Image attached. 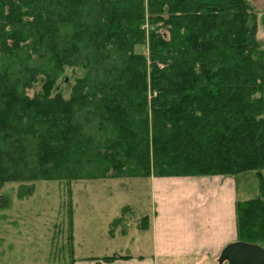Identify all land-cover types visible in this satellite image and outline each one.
Listing matches in <instances>:
<instances>
[{
    "label": "trees",
    "instance_id": "trees-1",
    "mask_svg": "<svg viewBox=\"0 0 264 264\" xmlns=\"http://www.w3.org/2000/svg\"><path fill=\"white\" fill-rule=\"evenodd\" d=\"M253 18L247 0H0V187L254 172L236 242L264 249Z\"/></svg>",
    "mask_w": 264,
    "mask_h": 264
},
{
    "label": "rangeland",
    "instance_id": "rangeland-1",
    "mask_svg": "<svg viewBox=\"0 0 264 264\" xmlns=\"http://www.w3.org/2000/svg\"><path fill=\"white\" fill-rule=\"evenodd\" d=\"M247 2L264 47V2ZM67 78L72 82L71 72ZM59 85L66 94L68 85ZM38 90L39 85L29 94ZM261 175L264 180V171ZM233 180L240 202L257 197L254 172ZM32 187L30 195L21 197L19 184L0 187V264H71L77 258L129 253L134 250L135 229L140 230L142 218L152 212L145 179L37 181ZM118 218L109 236L110 225Z\"/></svg>",
    "mask_w": 264,
    "mask_h": 264
},
{
    "label": "crops",
    "instance_id": "crops-1",
    "mask_svg": "<svg viewBox=\"0 0 264 264\" xmlns=\"http://www.w3.org/2000/svg\"><path fill=\"white\" fill-rule=\"evenodd\" d=\"M145 180L152 212L144 217L143 230L135 229L134 250L112 254L119 259L110 263L101 259L111 256H100L73 259L71 264H226L218 259L236 242L239 200L233 178Z\"/></svg>",
    "mask_w": 264,
    "mask_h": 264
},
{
    "label": "water",
    "instance_id": "water-1",
    "mask_svg": "<svg viewBox=\"0 0 264 264\" xmlns=\"http://www.w3.org/2000/svg\"><path fill=\"white\" fill-rule=\"evenodd\" d=\"M220 262L226 264H264V249L258 245L235 242L223 249Z\"/></svg>",
    "mask_w": 264,
    "mask_h": 264
}]
</instances>
